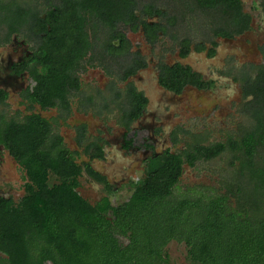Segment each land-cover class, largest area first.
<instances>
[{"label": "trees", "instance_id": "16d2710c", "mask_svg": "<svg viewBox=\"0 0 264 264\" xmlns=\"http://www.w3.org/2000/svg\"><path fill=\"white\" fill-rule=\"evenodd\" d=\"M35 1L0 0V25L7 28L6 41L28 26L39 38L33 61L40 70L31 72L36 86L30 101L42 110L59 106L70 110V94L81 91L77 70L94 50L98 35L106 37L105 60L130 55L121 25L130 26L134 33L142 29L151 44L165 32L161 24L150 25L136 16V0H46L45 19L32 6ZM194 1L201 10H224L231 17L234 34L249 30L250 17L243 13L241 0ZM141 15L164 16L152 6H145ZM216 35L233 37L220 31ZM113 41H120V47ZM204 50L199 47L200 52ZM215 53L212 50L210 55ZM90 60L94 61L93 56ZM134 64L120 81L127 82L146 67L140 56ZM259 70L244 86V97L252 98L247 106L253 125L241 140L208 146L196 142L181 153L154 154L145 178L130 199L117 206L108 197L93 205L78 192L86 175L111 193L107 178L91 165L104 158L102 146H86L89 163L80 164L41 115L32 114L23 121L3 118L0 143L25 170L28 182L18 203L0 195V254L5 257L0 264H169L166 249L172 242L185 245L189 264H264V72ZM253 82L250 92L247 87ZM122 95L127 104L123 125L129 132L146 110L148 99L132 83L118 98ZM92 102L89 96L87 104ZM84 133L83 127L81 140ZM133 142L129 140L127 148ZM228 150L239 157L242 177L230 192L239 196L250 188L249 194L258 200L250 203L252 211L243 205L233 209L229 195L176 194L185 164L193 168Z\"/></svg>", "mask_w": 264, "mask_h": 264}, {"label": "rangeland", "instance_id": "374dc122", "mask_svg": "<svg viewBox=\"0 0 264 264\" xmlns=\"http://www.w3.org/2000/svg\"><path fill=\"white\" fill-rule=\"evenodd\" d=\"M45 1L36 0L32 4L42 16L47 8ZM52 1L57 3V0ZM136 1L138 15L145 6L163 12L162 17L145 19L161 24L165 32L151 44L143 32L133 33L127 25L119 27L129 40L131 52L140 53L147 64L146 69L128 81L149 102L146 115L133 125L128 136L134 139L131 149L125 148L127 130L123 125V110L127 104L124 95L118 98L126 92L128 83L120 79L131 61L128 56L119 59L105 56L104 60L102 45L106 37L103 34L97 36L100 40L96 42L92 38L95 48L77 70L81 91L70 94L69 111L60 106L43 111L31 105L22 96L24 87L33 86L29 72L19 80L21 85L6 84L8 99L0 104V122L3 118L23 121L30 114L49 120L53 135L63 139L65 147L80 164L89 163L84 151L86 146L91 143L102 146L104 158L94 160L91 165L107 177L111 193L86 175L81 178L78 189L93 205L105 197L114 206L127 202L136 185L145 178L154 154L161 155L168 150L181 153L196 142L205 146L228 145L230 140H241L253 125L247 106L252 98L246 99L243 93L247 79H254L259 69L264 72V0H241L243 13L250 17V26L240 35L234 34L236 29L231 26V17L222 9L201 10L194 0ZM6 31L7 28L0 25V78H8L7 66L18 59L17 51L11 46L14 40L23 42L25 48L31 50L39 45V38L33 37L28 26L6 46L3 43ZM88 31L92 35L90 27ZM217 31L233 34V37L217 36ZM200 46L205 50L200 52ZM212 50L216 51L213 56L210 55ZM35 69L40 70L31 67L30 71ZM198 80L200 85L196 84ZM247 88L252 92L254 82ZM89 96L93 97L91 104H87ZM83 127L85 133L81 140ZM146 144L153 145L155 150L145 147ZM238 158L228 150L216 160L198 163L193 168L185 164L176 194L229 195L233 209L243 205L252 211L250 203L258 200L249 194L250 188L239 196L234 191L236 188L234 193L230 192L233 185L242 181ZM27 182L25 170L0 145V195L18 203L25 195ZM166 252L169 264H189L185 245L172 242ZM3 258L0 254V260Z\"/></svg>", "mask_w": 264, "mask_h": 264}, {"label": "flooded vegetation", "instance_id": "af4514ba", "mask_svg": "<svg viewBox=\"0 0 264 264\" xmlns=\"http://www.w3.org/2000/svg\"><path fill=\"white\" fill-rule=\"evenodd\" d=\"M136 16L139 18L140 17V19L141 20H145L146 21V19H145V17H150V16H144V15H138V12L136 13ZM153 17H158L157 15H155V16H153ZM41 18L42 19H45L46 18V15H43V16H41ZM146 22H148V21H146ZM149 23V22H148ZM150 25H153L154 23H149ZM129 28H130V26H128ZM22 30H24V28L22 29ZM21 30V31H22ZM130 30H131V28H130ZM141 32H143V30L141 29L140 30ZM139 31V32H140ZM131 32H133L132 30H131ZM7 33V32H6ZM6 33H5V36H4V38H6ZM134 33V32H133ZM136 33H138V32H136ZM144 33V32H143ZM17 34H19V33H17ZM17 34H14V35H17ZM14 35H12L11 36V38L14 36ZM144 35H145V33H144ZM126 36V35H125ZM34 38H35V36H33ZM10 38V39H11ZM9 39V40H10ZM37 39V38H36ZM126 39H127V37H126ZM145 39L147 40V38H146V36H145ZM128 40V39H127ZM129 41V40H128ZM6 46H8L9 44V41H6V40H4V42H3ZM113 44L115 45V46H117V47H120V45H121V43H120V41H113ZM130 44V43H129ZM11 46H13L14 48V50L15 51H17V52H15V53H17V55H18V59H14V62H11L7 67V73H6V75H8V78H5V76L2 78H0V104H3V103H5V102H7V99H8V91H7V86H6V84H8V83H10V85L13 87H15L16 86V84L18 83V84H20L21 85V83H20V79H22L24 76H26V74L29 72L30 73V75H31V78H33L32 77V74H31V71H30V69H31V67H34L35 66V62L33 61L34 60V58H35V56H36V52H37V48H38V45L36 46L37 48H35V50H31V49H28V48H25V45L23 44V42H20V41H18V40H14L13 41V44L11 45ZM125 56H128L129 57V59H130V61H131V65H135L134 64V62H135V59L137 60V58H138V56H140V58H141V54L140 53H133V52H131V50H130V55H125ZM124 56V57H125ZM116 58H120V57H116ZM142 60H143V58H141ZM37 67H39V66H37ZM40 68V67H39ZM147 68V64H146V67L145 68H143V69H146ZM143 69H140L138 72H140L141 70H143ZM137 72V73H138ZM137 73L134 75V76H136L137 75ZM78 76V75H77ZM134 76H132V77H134ZM79 77V76H78ZM131 77V78H132ZM131 78H129V80L131 79ZM32 80V82H33V86L32 85H28L27 87H24L23 88V90H22V96L31 104V105H34V106H38V105H36V104H33L31 101H30V94H31V92L33 91V89L35 88V86H36V82L34 81V79H31ZM128 80V81H129ZM128 81H127V83H128ZM81 82V81H80ZM126 83V82H125ZM1 85L3 86V87H1ZM1 88H3V89H1ZM138 90V89H137ZM139 91V90H138ZM140 92V91H139ZM142 93V92H141ZM3 96H7V98H6V100H3ZM146 97V96H145ZM147 98V97H146ZM149 103V102H148ZM148 106V105H147ZM38 107H40V106H38ZM41 108V107H40ZM55 109V108H54ZM49 110H53V109H48V110H43V111H49ZM30 115H32V114H30ZM29 115V116H30ZM146 115V110L144 111V113L142 114V116L138 119V120H136L131 126H130V131L128 132V130H127V133H128V135H126L125 134V148H127V145H128V142H129V140H132V139H129V135H130V132H132V127H133V125L136 123V122H138L139 120L141 121L143 118H144V116ZM28 117V116H27ZM26 117V118H27ZM43 117V116H42ZM44 118V117H43ZM46 119V118H45ZM49 121V120H48ZM51 123V122H50ZM134 140V139H133ZM0 145L1 146H3L1 143H0ZM134 145V142H133V144H132V146ZM131 146V147H132ZM4 147V146H3ZM131 147L130 148H127V149H131ZM145 147H147V148H149V149H151V150H155V147L153 146V145H145ZM5 148V147H4ZM6 149V148H5ZM93 167V166H92ZM100 173V172H99ZM103 175V174H102ZM105 176V175H104ZM106 177V176H105ZM107 178V177H106ZM107 181H108V179H107ZM109 183V182H108Z\"/></svg>", "mask_w": 264, "mask_h": 264}]
</instances>
